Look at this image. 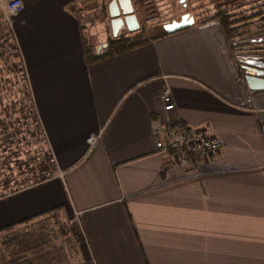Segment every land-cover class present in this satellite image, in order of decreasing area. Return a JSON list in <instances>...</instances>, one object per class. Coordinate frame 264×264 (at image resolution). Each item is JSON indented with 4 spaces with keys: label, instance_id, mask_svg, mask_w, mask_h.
<instances>
[{
    "label": "crops",
    "instance_id": "0c3cea01",
    "mask_svg": "<svg viewBox=\"0 0 264 264\" xmlns=\"http://www.w3.org/2000/svg\"><path fill=\"white\" fill-rule=\"evenodd\" d=\"M22 1L11 31L57 173L0 196V264H264V89L244 72L264 62L235 48L259 27L184 12L153 34L133 0ZM119 36L139 38L95 58ZM156 119L221 147L160 151Z\"/></svg>",
    "mask_w": 264,
    "mask_h": 264
},
{
    "label": "rangeland",
    "instance_id": "374dc122",
    "mask_svg": "<svg viewBox=\"0 0 264 264\" xmlns=\"http://www.w3.org/2000/svg\"><path fill=\"white\" fill-rule=\"evenodd\" d=\"M133 1L139 10V15H143L140 18L145 28L153 34L168 30L162 22L164 19L178 18L184 12L195 17L209 15L215 11L218 3H226V8L231 12L243 11L245 14H252L264 8L262 4L264 0ZM137 1H141L143 6ZM145 1H147L146 4L143 3ZM88 2L101 7L104 1L88 0ZM254 27L250 26L249 30H254L256 28ZM143 34L142 37H145ZM138 38L135 37L130 41L135 43ZM15 46L16 42L11 29L7 26H0V119L2 121L0 125V165H4L0 168V196L57 173L42 128L40 131L33 130V123L29 127H23V120L18 116L19 107H25L26 113H31V111L28 107L29 96L23 78L24 68L19 50H16ZM249 57L255 58L254 56ZM259 58L256 56L257 60ZM31 118L32 114L28 121L31 122L33 120ZM14 126L22 129L21 132L11 131Z\"/></svg>",
    "mask_w": 264,
    "mask_h": 264
},
{
    "label": "built area",
    "instance_id": "2783aa9c",
    "mask_svg": "<svg viewBox=\"0 0 264 264\" xmlns=\"http://www.w3.org/2000/svg\"><path fill=\"white\" fill-rule=\"evenodd\" d=\"M22 9V0H0V26H7L11 29L13 16L22 11ZM248 38L249 35L242 40ZM103 47H106V45L100 46L98 50ZM239 50L240 53L242 52L244 55H247L242 47ZM259 52L261 54L255 55V57H264V50H259ZM244 72L246 75L264 77V68L244 67ZM162 97L165 102L164 109H171L173 105L169 103L168 92H163ZM151 128L156 136V148L160 151L185 153L194 157L203 158L217 152L221 147V142L217 137L207 136L198 128L180 122H167L156 119L151 122ZM99 138L100 134L89 136L87 138L89 146L94 145Z\"/></svg>",
    "mask_w": 264,
    "mask_h": 264
},
{
    "label": "trees",
    "instance_id": "16d2710c",
    "mask_svg": "<svg viewBox=\"0 0 264 264\" xmlns=\"http://www.w3.org/2000/svg\"><path fill=\"white\" fill-rule=\"evenodd\" d=\"M103 1L106 2L108 0H103ZM262 4L264 5V2H262ZM254 18H258V20L255 22L251 21V22L247 23L248 20H252ZM210 19H217L221 23V25L223 26V28L225 29L226 32L237 35L239 33H244L245 31H247V29L250 26H255V27H262L263 26L264 27V8L259 9L257 12L252 13V14H247V13L245 14L243 11L231 12L229 9L226 8V3H218L215 6V11L212 14L207 15V19H205V20H210ZM238 24H241V25H238ZM192 25H190V26H192ZM190 26L183 27L182 29L188 28ZM165 33L167 34L170 32H165ZM239 36H241V35H239ZM134 45H136V43L131 42L130 39H128L124 36H119L118 38H115V39L109 41L107 44L106 51L101 53L100 55H98L95 58L98 59V58H102V57H106V56L115 55V54L120 53V52L134 46ZM235 48L238 50L241 47L239 45L235 44ZM15 49L18 50L17 46H15ZM23 78L25 80V85H26L28 96H29L28 107L30 108L31 113L30 112L26 113L27 110L25 107H19L18 116H20L21 119L23 120V124H22L23 127L24 126L29 127L31 125V123H33L34 126L32 127V129L33 130L36 129L37 131H40V129H41L40 121H39V118H38L36 110H35V105H34V102L32 99V95L30 93V89H29V85H28V81H27V77H26L25 72L23 73ZM31 114H32L31 119H33V120H31V122H30V121H28V119L30 118ZM1 124H2V121L0 119V125ZM21 130L22 129L16 128L14 126L11 131H13V132L20 131L21 132ZM3 166H4L3 164L0 165V168H2ZM22 187H24V186H21L19 188H22ZM19 188L11 190L9 192L16 191ZM9 192H6V193H9ZM6 228H10V227H6Z\"/></svg>",
    "mask_w": 264,
    "mask_h": 264
},
{
    "label": "water",
    "instance_id": "95a60500",
    "mask_svg": "<svg viewBox=\"0 0 264 264\" xmlns=\"http://www.w3.org/2000/svg\"><path fill=\"white\" fill-rule=\"evenodd\" d=\"M116 6V1L113 0L110 7L111 9H114ZM128 12L130 11H126L123 10V15H127ZM118 11L115 12V14H112V16H118ZM186 15H183L181 17V20L179 22H172L171 24H169L167 27V31H169L170 29H176L178 27H183L185 26V24H187V21H185ZM125 20H127L125 18ZM114 27L117 28V26L122 25V19H117L113 22ZM262 33H264V28L260 29L259 31H254L249 35L248 39L242 40L237 42V45H239L240 47L242 46V48L245 50V53L248 56H254L255 55H259L261 54L259 52V50H264V35H262ZM256 58V57H255ZM261 60V62H264V57H261L258 59V61ZM246 82L249 85L250 88L252 89H264V77L262 76H258V75H246L245 76Z\"/></svg>",
    "mask_w": 264,
    "mask_h": 264
},
{
    "label": "flooded vegetation",
    "instance_id": "af4514ba",
    "mask_svg": "<svg viewBox=\"0 0 264 264\" xmlns=\"http://www.w3.org/2000/svg\"><path fill=\"white\" fill-rule=\"evenodd\" d=\"M262 28H264V27H259V28H257V30L259 31L260 29H262ZM256 30V31H257ZM262 35H264V33H262ZM242 47V46H241ZM260 62H261V60H259Z\"/></svg>",
    "mask_w": 264,
    "mask_h": 264
}]
</instances>
